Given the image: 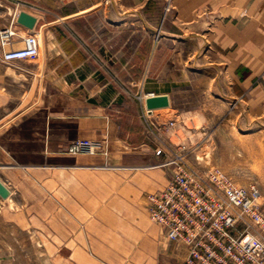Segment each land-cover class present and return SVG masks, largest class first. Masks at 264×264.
Returning <instances> with one entry per match:
<instances>
[{
    "label": "crops",
    "instance_id": "crops-1",
    "mask_svg": "<svg viewBox=\"0 0 264 264\" xmlns=\"http://www.w3.org/2000/svg\"><path fill=\"white\" fill-rule=\"evenodd\" d=\"M24 11L36 18L32 31L44 37L45 55L42 67L17 62L22 69L18 80H36V85L34 104L13 109L5 106L4 97H25L31 88L10 91L8 67L0 60V180L10 190L9 198L0 196V264H13L25 249L23 241L35 247L59 238L56 232L42 231V224L72 226L73 214L59 219V208H74L75 193L89 207L111 200L113 175L106 184L102 167L108 162L125 170H149L143 176L131 174L127 182V194L136 200L126 204L137 212L146 188L166 187L169 179L155 169L151 155L162 132L147 131L141 92L169 96V107L153 110L157 121L163 110L191 105L186 98L190 90L184 87L188 79L193 90L206 86L204 94L220 80L225 95L240 96L249 109H263L264 0H33ZM19 12L11 17L0 10V30L16 24L21 33L28 32L17 22ZM198 52L197 58L211 64L213 72L190 76L186 64ZM105 138L107 156L67 152L76 139ZM114 197L121 204V195ZM97 217L88 223H100ZM157 226L162 237L155 231L141 237L149 256L139 253L138 264H184L186 245L169 241ZM94 233L88 237L95 240L93 254L115 255L108 236ZM85 236L84 230L65 233L66 248H71L67 254L73 255L72 246L80 241L76 263L69 264H103L91 259Z\"/></svg>",
    "mask_w": 264,
    "mask_h": 264
},
{
    "label": "rangeland",
    "instance_id": "rangeland-1",
    "mask_svg": "<svg viewBox=\"0 0 264 264\" xmlns=\"http://www.w3.org/2000/svg\"><path fill=\"white\" fill-rule=\"evenodd\" d=\"M28 1L33 0H3L0 1V10L7 11L13 17L16 10L17 12L24 11V6ZM53 1L61 4L66 0ZM86 1L91 3L94 0ZM48 2L49 0H43V3ZM7 28L15 32L14 38L17 40L32 34L37 36L32 30L21 33L16 24ZM38 39L41 45L39 58L35 61H20L27 67L31 68L35 64L43 66L45 40L43 36ZM16 45L15 47H17ZM198 54L199 52L186 64L187 74L194 76L201 75L200 73L206 71L213 72L211 64L198 59ZM17 62L19 61L15 63L1 61L8 67L5 77L11 88L10 91H13L12 88L20 87L26 91L31 88V92L25 97L5 96L4 104L8 109H13L18 104L21 106L34 104L32 89L36 85V80H18L17 72L22 69L20 65L16 66ZM221 82L214 80L211 90H207L204 94L202 90L206 86L200 84L197 86V90H193L188 79L184 87L185 90H190L188 92L190 96L186 97L191 101L190 106L179 111L163 110L161 121L151 118L152 123L149 124L144 120L148 132H152L154 129L162 132L159 139L155 138L152 144L153 164L158 167L155 169L163 170V175L167 179H170L178 171L179 163L205 169L212 166L221 168L239 184L256 183L261 191L260 203L264 209V106L261 105L263 109L255 110L251 105L252 109H249L250 104L243 101L240 96L231 98L225 95L226 86L221 85ZM144 94L145 92L138 94L140 101V97ZM170 120H174L173 126L170 125ZM157 149H162V154L158 155ZM177 154L181 158L177 157ZM122 166L111 162L102 165L107 175L106 184L111 183L109 174L113 175L111 181L114 182L115 192L112 194L109 192V195L114 194L111 200L109 199L103 204L96 205L94 203L96 207H89V202L85 199L79 200L75 193L74 208H59V219L61 216L65 218L64 215L67 213L73 214L74 224L72 226L66 223L42 224V231L56 232L59 238L56 241L42 240L35 247L29 244L30 241H23L26 243L25 249L20 251L21 255L14 257L13 264H69V261L75 262L74 253L80 245V241L76 239L72 246L73 255L67 254L65 233L76 235L83 230L86 232L85 238L95 237V231H102V238L107 235L116 250L115 255L111 257L94 255L92 242L95 240L85 239L87 251L93 261L96 260L103 264H138L139 253H143L144 257L149 256V246L144 244L141 237L152 231H155L160 238L162 234L158 226L150 219L147 207L148 196L159 191L160 188L162 190L165 185L146 188L140 197L141 211L137 212L136 209L126 204L127 200L135 199L134 196L130 198L131 196L127 194V182L131 174L139 173L143 176V173L149 170H125ZM243 167L244 171L241 170ZM251 170L254 174L249 173ZM156 180L158 181V179ZM117 194L123 198L121 204L114 197ZM84 196L86 195L84 194ZM79 204L82 206L79 207ZM93 216H98L97 219L100 220V223H88ZM80 220H83L84 223L79 222ZM68 252H71V248L68 249Z\"/></svg>",
    "mask_w": 264,
    "mask_h": 264
},
{
    "label": "built area",
    "instance_id": "built-area-1",
    "mask_svg": "<svg viewBox=\"0 0 264 264\" xmlns=\"http://www.w3.org/2000/svg\"><path fill=\"white\" fill-rule=\"evenodd\" d=\"M14 36L9 28L0 32L2 62L39 58L41 45L36 35L20 40ZM19 41L23 46L16 48ZM149 95L153 94L142 95L141 101ZM142 116L151 124L153 110L144 108ZM169 123L173 126L174 120ZM162 151L156 152L160 155ZM67 152L107 155V139H76ZM261 196L256 183L239 184L221 168L179 163L166 187L148 196L147 207L150 219L169 241L186 245L184 264H264Z\"/></svg>",
    "mask_w": 264,
    "mask_h": 264
},
{
    "label": "water",
    "instance_id": "water-1",
    "mask_svg": "<svg viewBox=\"0 0 264 264\" xmlns=\"http://www.w3.org/2000/svg\"><path fill=\"white\" fill-rule=\"evenodd\" d=\"M17 21L19 24L25 26L26 28L33 30L36 24V18L26 11H21L17 16ZM146 108L149 110H154L158 108H165L170 106V98L168 95H149L145 98ZM0 196L2 198H8L10 196V190L7 186L0 180Z\"/></svg>",
    "mask_w": 264,
    "mask_h": 264
},
{
    "label": "bare ground",
    "instance_id": "bare-ground-1",
    "mask_svg": "<svg viewBox=\"0 0 264 264\" xmlns=\"http://www.w3.org/2000/svg\"><path fill=\"white\" fill-rule=\"evenodd\" d=\"M12 192V191H11ZM9 198V197H8Z\"/></svg>",
    "mask_w": 264,
    "mask_h": 264
}]
</instances>
